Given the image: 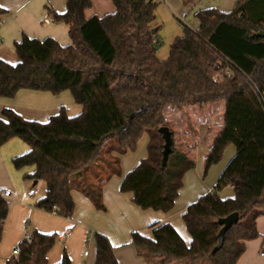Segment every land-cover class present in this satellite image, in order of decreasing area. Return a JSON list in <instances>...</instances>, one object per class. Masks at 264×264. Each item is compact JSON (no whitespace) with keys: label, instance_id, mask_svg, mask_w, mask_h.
Wrapping results in <instances>:
<instances>
[{"label":"trees","instance_id":"obj_1","mask_svg":"<svg viewBox=\"0 0 264 264\" xmlns=\"http://www.w3.org/2000/svg\"><path fill=\"white\" fill-rule=\"evenodd\" d=\"M112 2L113 13L87 18L91 0H66L64 12L50 15L53 22L68 27V46L47 39L51 51L43 58L18 47L16 64L0 59V99H13L23 90L53 95L69 91L82 108L70 117L63 107L46 123L25 120L5 108L0 148L13 139L28 146L12 163L17 171L34 169L25 176L34 187L45 183L46 194L35 208L69 219L76 208L74 192L105 211L103 185L120 176L121 170L109 163L105 173L93 177L91 170L102 164L103 146L116 138L117 145L107 152L125 155L136 151L147 134L148 156L122 177L120 191L131 193L132 202L142 210L170 213L185 174L195 164L175 144L167 164H162L164 140L159 129L169 126L163 110L223 101L224 126L206 156L205 173L223 160L229 146L236 153L216 190L200 196L183 213L190 244L169 223L152 224L151 236L133 232L131 244L147 264H198L204 259L210 264H237L247 242L261 237L257 221L264 217V37L258 36L264 33V0H236L228 12L215 7L199 10L198 28L185 26L166 60L157 56L158 0ZM7 14L0 6V26ZM60 51L90 63L76 64L59 56ZM58 69L64 73L60 79ZM227 69L230 78L225 76ZM226 187L233 188L234 196L223 199L219 192ZM234 213L239 214V222L226 232L223 247L215 252L223 228L219 220ZM8 214L9 204L0 191V244ZM32 235L33 242L20 243L19 257L6 264H49L56 233L33 231ZM94 242V264H119L106 235L95 234ZM58 264H71L67 253Z\"/></svg>","mask_w":264,"mask_h":264},{"label":"crops","instance_id":"obj_2","mask_svg":"<svg viewBox=\"0 0 264 264\" xmlns=\"http://www.w3.org/2000/svg\"><path fill=\"white\" fill-rule=\"evenodd\" d=\"M91 1L93 3V7L86 11L87 18H101L115 11V6L112 0ZM159 1L162 2L165 0ZM181 1L187 14H189L190 12L196 14L201 9L212 7H215L224 12H228L234 8L236 2L235 0H222L223 3L221 2L220 4H214V1L212 0ZM0 6L7 9L8 11V14L3 18V23L0 26V59L10 64H16L18 61V47H21L24 50L34 51L39 58H43L51 51L50 43L46 42L47 39H53L57 41L62 47H66L71 43L68 35V27L64 24H58L53 22L52 17L50 15L51 11H55L58 13L64 12L66 9V0H0ZM194 29H197V27H194ZM58 55L68 59H73L75 60L76 64L90 63V61H88L86 58L74 57L70 51H60L58 52ZM63 75V71L58 69V79H60V77H62ZM63 84L65 85L66 82ZM63 107L67 110V113L70 117L77 116L82 111L81 106L75 103L69 91H63L58 95H53L50 93L23 90L20 91L13 99H0V117L3 109L8 108L18 113L25 120L46 123ZM184 109L191 110L193 109V107L189 106L185 107ZM171 110H173L170 111V113H172L171 116L174 115L175 117V123L177 125L176 128L179 132L178 135H181L182 138L185 137L187 142H189V145L192 146L191 154H194L195 152L198 154L203 148V154L207 156L214 142V139L218 136L224 126L225 103L224 105L219 106L218 108H212L207 113V117L205 118H191V120L189 119L190 128L188 129V131H184L181 124L182 121L179 122V115L181 114L177 112L178 110ZM191 113L193 114V112ZM214 117H217V122L214 121ZM185 119H187L188 121V117H186ZM203 143H205V145H203ZM28 150V146L19 139H13L5 146L0 148V191L11 192L7 200L10 210V214H8V225H10V218H12V213L14 209H21V211L23 210L24 212L27 211L25 213L29 216L31 214L28 209H26L24 206H21L16 201L18 197H14V193H22L21 188H28L31 184L32 187H34V182L25 179H23L24 182H22V173L20 171H17L12 163L14 158L25 154ZM235 153V147L229 146L224 153V164H227V162H229V160L234 157ZM32 170L34 169L32 168ZM121 180L122 175L121 177H118L116 179L112 177L103 185L102 200L103 203H105V205L108 207L110 212L122 217L129 216L131 217L130 222H133L137 219L138 228H136V230L146 236H151L150 226L152 224L169 223L177 230V232L184 239L186 244H190L191 238L187 230L185 231V224L184 226L182 224L184 222L181 223L178 218H175V216L179 214L183 215L189 205L195 202L197 198L200 197L201 193H196L195 195H193V197H191L193 199H189L181 203L178 206L177 213L172 215L170 214L171 212L163 213L161 211L140 209L137 205L132 202L133 195L131 193H122L120 191ZM230 189L231 191H233L232 187H230ZM35 191H37V194H34ZM31 194L33 196L32 200L27 198V196H24L22 198L27 199L26 202L30 201L35 204L39 199L45 196L46 188L44 189V193L40 197L35 198L36 195L39 196L38 190H34ZM80 197L78 198V200L80 201L79 203L85 205L89 211H92L90 207L91 205L89 204V202H87V200H85L86 198L84 196L83 197L85 199ZM12 198L14 199L11 201ZM10 202L12 203L11 206ZM35 209L36 211L41 212L40 214L44 213L42 215L48 214L49 216H51V221H55V219L59 218L63 219V217L43 212L42 210H38L37 208ZM35 209L32 210V214L34 213ZM68 220L70 221H63V224H68L69 226H72L76 222V220L74 221L72 218H69ZM35 224L38 225L37 221H35ZM8 225L5 226V231H7ZM37 228L43 233H53L57 230L55 228H51L48 230H43L39 227ZM77 229V231L79 232L83 231L84 236H82V241L84 243H87L89 241V238L87 237L89 235L87 227H85L84 225H78ZM257 229L261 237L257 240L247 242L246 251L237 264H264V217H260L258 219ZM32 230L34 229L31 223L26 224V231H30L32 233ZM69 231L72 233L71 229H67V234L66 232H64L62 235H60L57 242H63L64 240H68L66 243V245L68 246L69 242L71 240H74L67 239L68 236L71 235H68ZM104 232L107 233L106 236L109 238L111 244L114 247L115 256L119 264H147L143 258L139 257L138 251L135 246L130 243L131 239H129L128 241H120L118 240V238L115 239L112 232ZM24 233H22V230H20L14 236L11 245L3 253V257L1 259L3 262H5V259L12 254L16 246L20 245V240L23 238ZM5 248L6 245L4 242V244L1 246V249ZM52 250L48 255L49 262L51 264L60 263L64 254L61 255V252L58 253ZM84 253L82 251L79 258L77 259L70 252L69 256L71 257V263L94 264L96 257V246L94 262L90 259L92 257V253L88 252V256H85Z\"/></svg>","mask_w":264,"mask_h":264},{"label":"rangeland","instance_id":"obj_3","mask_svg":"<svg viewBox=\"0 0 264 264\" xmlns=\"http://www.w3.org/2000/svg\"><path fill=\"white\" fill-rule=\"evenodd\" d=\"M209 1V0H208ZM214 1V4H220L222 0H212ZM236 1V0H235ZM223 3V2H222ZM223 5V4H222ZM235 6V5H234ZM156 17H157V25L159 27V31L157 32L156 40H158L159 45H157V56L161 60H166L169 57L170 54V47L172 42L177 38L181 37L184 34V27H189L191 29H194V27L199 26V21L196 18V14L193 12H190L187 14L186 10L183 7L182 1L181 0H165V1H159V4L156 8ZM197 25V26H196ZM224 105L223 101L217 102V103H209L205 105H196V106H190L193 107V109L188 110L183 108H178L177 106H167L163 110V115L168 123V127L174 134V144L175 147L178 151L185 153L190 159L194 161V168L188 171L185 174L184 180H183V187L180 190L179 197L176 200L174 209L171 211L170 214H176L178 210V206L189 200L193 199V195L196 193H201L200 196L206 194L207 192L216 190L217 183L219 180L220 175L222 174L224 168L226 167L227 164H224V158L221 160L220 163L212 166L207 173H205V155L203 154V148L201 151L197 154L196 152L194 154H191V147L189 145V142H187L186 138H182L181 135L179 136L178 129L176 128V121L174 115L171 116L172 113L170 111H173L171 109H176L178 110L177 112L181 115H179V122L182 121V127L184 131H188L190 128L189 125V119L191 118H205L207 117V113L212 109V108H218L219 106ZM189 107V106H187ZM190 112V113H187ZM193 112V114L191 113ZM194 115V116H191ZM188 117L187 119H185ZM214 121L217 122V117H214ZM150 143V137L147 134H144L142 138L138 142V146L136 151L127 153L125 155H117L116 153H112L109 155V152L107 150L110 147H113L117 145V140L116 138L111 139L108 141L104 146L102 150V155L100 157V161L102 164L99 165V167H94V171L91 170L93 177L95 173H102L106 172V167L109 163L114 164L117 166H120V170L122 177L126 175L128 172L136 168L139 163L146 159L148 156V147ZM205 145V143H203ZM111 158V159H110ZM118 158V159H117ZM117 159V160H116ZM118 161L117 162H115ZM230 161V160H229ZM228 163V162H227ZM22 173V182L23 179H25V176L27 174H31L33 172L32 168H25L20 171ZM116 176L113 178H118L121 177ZM92 188H96V183L92 184ZM46 188L45 183L39 182V184L36 187H32V184L29 185L28 188L24 187L22 189V193L20 194L18 192L14 193V197H18L16 200L21 206H24L26 209L29 210L31 213L30 216L26 214L25 212L27 211H21V209H14L12 213V218H10V225L9 223V216L6 222V225H8L7 231H5L4 227V232H3V238L2 242L0 244V264H6L3 262L1 259L3 257L4 251L11 245L12 240L14 236L18 233V231L22 230V233L26 231V224L31 223L32 227L34 230L32 231H38L39 233L41 232L37 227L43 229V230H48L51 228L57 229L53 233H43V234H54L56 233L57 235V240L62 235L64 232L67 231V229H71L72 233L70 236H68L67 239H74L71 240L68 244L66 245L68 240H64L63 242H57L53 248L54 252H61V255L64 253H67L69 256L70 252L78 259L81 252H90L92 253V257L90 258L94 262V255H95V242H94V237L95 234H104L107 235L106 232L104 231H110L113 233L115 239L118 238L120 241H128L131 239V235L133 232L137 231L136 228H138V223L137 219L134 220L133 222H130L129 216H119L115 215L114 213L110 212L108 207L103 203L105 207V211H99L96 209V207L93 205L90 199L85 197V195L79 193V192H74V201H75V212L72 217V219L76 222L72 225L69 226L68 224L64 225L63 221L66 220V222H69L67 218H59L55 219V221H51L50 217L48 214L42 215L40 214L41 212L36 211L35 204L32 202H26L27 199L22 198L24 196H27L29 199H33L32 197V192L34 190H38L39 196L36 195L35 198L40 197L44 193V189ZM231 191L230 187L223 188L220 192L219 195L220 197L226 199V198H231L234 196V192ZM81 196V197H80ZM86 198H84V197ZM84 198L89 202L91 205L92 211H89L85 205H82L79 203L80 201L78 198ZM199 197V196H198ZM14 198L11 199V201ZM198 199V198H197ZM194 203V202H193ZM12 203L10 202V206ZM34 213L32 214V210H34ZM141 209V208H140ZM39 210V209H38ZM44 212V211H43ZM10 214V210H9ZM55 218V217H53ZM175 218H178L180 222H184L182 215H176ZM35 219V220H34ZM129 219V220H128ZM35 221H37L38 225L35 224ZM184 226V223H182ZM5 225V226H6ZM78 225H84L88 229V238L89 241L87 243H84L82 241L83 237V231H77ZM69 226V227H68ZM148 229V226H147ZM185 231H186V226H185ZM139 232V231H137ZM141 233V232H139ZM151 233V232H150ZM67 234V232H66ZM78 237V240H77ZM22 239L20 240V242ZM6 245L5 249H1V246L4 244ZM131 243V240H130ZM129 244V243H128ZM127 244V245H128ZM18 246V245H17ZM16 246V247H17ZM52 250V251H53ZM5 257V256H4ZM70 260L71 257L69 256ZM89 260V258H88ZM49 261V259H48ZM49 264H51L49 262ZM72 264V263H71ZM170 264H183L177 261H171ZM190 264V263H188ZM198 264H210L207 259H204L200 261Z\"/></svg>","mask_w":264,"mask_h":264},{"label":"water","instance_id":"obj_4","mask_svg":"<svg viewBox=\"0 0 264 264\" xmlns=\"http://www.w3.org/2000/svg\"><path fill=\"white\" fill-rule=\"evenodd\" d=\"M156 32V29L152 30V33L154 34ZM258 36L264 37V33H259ZM159 133L162 135L163 140H164V146H163V152H162V164L165 166L169 160L170 155L173 152V144H174V139H173V133L170 130L169 127L165 126L159 129ZM240 216L238 213H234L229 215L226 218L220 219L219 224L223 227L222 230L219 233V243L217 247L215 248V252L220 250L223 245H224V240H225V234L226 232L231 229V227L234 224H237L239 222Z\"/></svg>","mask_w":264,"mask_h":264},{"label":"built area","instance_id":"obj_5","mask_svg":"<svg viewBox=\"0 0 264 264\" xmlns=\"http://www.w3.org/2000/svg\"><path fill=\"white\" fill-rule=\"evenodd\" d=\"M158 1H159V0H158ZM52 21H53V20H52ZM231 74H232V72H231L229 69H227V70H226V74H225V76H226L227 78H230V77H231ZM223 77H224V76H218V77H216V78H217V79H218V78H219V79H223ZM10 194H11L10 191H4V192H2V197L7 201L8 198H9V196H10ZM34 194H37V191H35ZM70 234H71V232L69 231V232H68V235H70ZM22 242H27V243H32V242H33V235H32V233H31L30 231H25V233L23 234V238H22L21 243H22ZM19 254H20V249H19V246H17V247L13 250L12 254H11L9 257H7V258L5 259V262H9L11 258H18V257H19ZM84 255H85V256H88L89 253H88V252H85Z\"/></svg>","mask_w":264,"mask_h":264}]
</instances>
